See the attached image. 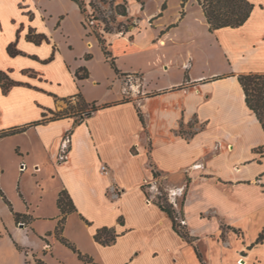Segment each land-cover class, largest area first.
Returning a JSON list of instances; mask_svg holds the SVG:
<instances>
[{
    "label": "crops",
    "instance_id": "1",
    "mask_svg": "<svg viewBox=\"0 0 264 264\" xmlns=\"http://www.w3.org/2000/svg\"><path fill=\"white\" fill-rule=\"evenodd\" d=\"M248 1L254 8L242 25L207 30L210 44L229 61L227 70L198 69L193 51L187 49L178 54L179 60L161 63L164 74L178 68V77L152 85L140 68L116 62L120 72L142 74L139 91L114 72L102 50L108 72L104 80L93 76V57L84 56L92 53L97 39L86 34L75 1L0 0V71L16 82L6 92L0 86V133L24 128L0 136V164L4 153L17 171L24 169L19 184L28 172L41 201L47 182L55 202L48 216L16 211L27 216L15 221L12 235L18 225L35 226L36 220L49 218L51 226L39 235L42 249L50 244L53 251L61 243L55 235L60 218L56 199L65 189L75 210L66 215L60 235L91 258L78 259L79 264H202L194 245L205 264H237L233 256L238 252L247 264H260L256 248L263 241L251 244L264 234V226L250 242H244L242 230V224L264 219V157L255 151L264 145V130L237 80L241 73H264V0ZM185 16L186 11L175 22L159 26L145 43L139 41V32L123 41L126 47L166 46L167 35ZM69 19L77 22L85 40L77 53L68 36ZM199 20L208 28L202 9ZM38 35L44 38L36 42ZM10 44L20 53L11 55ZM79 67H85L88 77H76ZM78 93L88 103L107 105L75 123L68 107ZM125 93L129 98L124 100ZM60 111L67 112L51 119ZM180 125L183 131L192 128V134L180 135ZM150 163L160 172L158 179ZM161 183L174 207L183 192L182 208L180 202L175 209L179 213L181 208L193 244L153 202ZM222 225L229 231L222 234ZM101 227L113 230V242L94 239ZM237 230L243 232L240 239ZM8 244L12 252L19 248L12 240Z\"/></svg>",
    "mask_w": 264,
    "mask_h": 264
},
{
    "label": "rangeland",
    "instance_id": "2",
    "mask_svg": "<svg viewBox=\"0 0 264 264\" xmlns=\"http://www.w3.org/2000/svg\"><path fill=\"white\" fill-rule=\"evenodd\" d=\"M85 5V12L83 13V20L87 26V32L90 33L89 38L94 36V31H102L105 25L112 28L111 32L104 33L110 50L113 52L114 57L117 56L116 62L125 68H140L147 78L154 83H163L166 79H175L180 74V70L172 66L163 72L161 63L163 59H168L170 62L179 60V53H185L187 49L193 51L195 58V67L204 70L223 72L228 69L229 61L223 54L216 51L210 44L212 36L208 33V28L200 24L199 15L201 8L196 0H187L184 5L186 11L185 18L180 24L173 28L167 35L166 46H160L155 43L152 47H126L124 38H132L138 32L139 41L145 43L149 38L155 34L157 28L166 25L169 22H175L180 17L181 0H83ZM166 2V8L162 11L163 15L156 17L161 10V5ZM125 4L127 7V15L121 16L116 13L118 4ZM67 31L69 40L74 45V52L77 53L83 49L84 39L80 35V30L76 21H70L67 24ZM124 37V38H123ZM201 51V52H198ZM93 57V58H92ZM101 48L98 44L94 45L91 53V68L93 76L104 80L108 67L101 59ZM88 58V59H90ZM84 59L85 56H84ZM166 65V64H165ZM167 75V76H165ZM128 87L135 86L136 89H142V74L137 72L131 73L122 77ZM103 87V86H101ZM101 87L99 90L101 91ZM125 93L124 98L128 97ZM185 134L193 132L192 128H187L183 131ZM0 188L10 202L11 207L0 196V264H79L77 255L67 246L57 243L54 250L48 247L50 244L42 249V239L39 235L41 231H46L51 226V220L39 219L36 220L37 225L27 224L26 226L18 227L15 230V236L12 235L10 230L15 226L14 212H27L29 215L48 216L55 211V202L51 187L45 183L47 188L43 192L42 201L39 198L38 191L35 190V184L32 176L28 172H23L19 184L20 171L10 163L9 157L4 153L2 156V163L0 164ZM48 186V187H47ZM162 187V183L159 184ZM163 189V188H162ZM26 194L25 198L23 192ZM148 192H150L147 189ZM169 200L168 193L163 190ZM163 192V193H164ZM157 195L159 192L156 193ZM154 194V195H156ZM152 195V196H154ZM183 192H181L176 199V209L182 199ZM170 201V200H169ZM29 209V210H28ZM264 226V219L252 221L250 223L242 224L244 232V242L253 241L258 230ZM222 234L229 231L225 225H222ZM13 232V231H12ZM236 238L243 237V232L240 230L235 231ZM14 236V237H12ZM15 242L18 246L23 247L19 250L16 248L12 252L9 247V241ZM16 244L15 247H16ZM264 244V240H263ZM24 245L28 246L24 248ZM229 246V244H227ZM255 246H260L257 244ZM28 248L27 250H25ZM257 255L260 264H264V245L257 247ZM246 253L248 251L244 250ZM36 253H40L39 255ZM243 254L238 252L233 256V260H239ZM238 262V261H237ZM254 262V261H253ZM250 264V263H249ZM254 264V263H253Z\"/></svg>",
    "mask_w": 264,
    "mask_h": 264
},
{
    "label": "trees",
    "instance_id": "3",
    "mask_svg": "<svg viewBox=\"0 0 264 264\" xmlns=\"http://www.w3.org/2000/svg\"><path fill=\"white\" fill-rule=\"evenodd\" d=\"M73 1L77 3L80 12L83 14L85 12L84 1L83 0H73ZM186 1L187 0H181L180 17H182L185 13L183 8ZM196 2L202 9L203 17L206 23L208 24L209 31H213L221 27H237L242 25L249 18L254 8V4L248 0H196ZM116 8H117L116 13L118 15L121 16L127 15V7L125 6L124 3L118 4ZM165 8H166V2H163V4L161 5V11L158 13L157 16H160L162 10H164ZM82 25L85 29H87L84 20L82 21ZM111 31L112 28L109 25H107V23L105 22L102 31H94V35L98 41V44L103 52L106 61L110 64L114 72L119 77L125 76L127 75V73L120 72V70L118 69L115 60L116 58L112 54V51L109 48L110 44H108L104 35V33L106 32L108 33ZM87 35H90V33L87 32ZM43 38H44L43 35H38L37 37L34 38V40L36 42H39ZM8 52L11 55L20 53L19 51L14 50L13 44H10L8 46ZM90 57L91 54L89 53L85 54L86 59ZM75 75L77 78L82 79L88 77V71L85 69V67H79L76 70ZM237 80L243 89L244 100L247 107L250 110H252V112L255 114L256 118L259 120L264 130V73H253V72L241 73L237 75ZM15 84L16 82L9 79L5 73L0 71V86L3 92H6L11 86ZM75 98H76L75 103L69 105L68 107V109L72 112V114L76 116L75 123H79L89 114H91L93 111L97 110L102 106L107 105V104L98 105L96 104V102L88 103L82 98L80 93L76 94ZM66 112L67 111H60L58 113H53L51 119L60 118ZM138 113L141 121H143L142 115L139 110ZM23 129L24 128L21 127L17 129H11L8 131H3L0 133V136L19 132ZM178 133L186 137L192 134V133L185 134L182 130L181 125L180 128L178 129ZM255 151L259 153L261 157H264V145L255 148ZM132 152H134L133 148H132ZM150 166L153 177L155 179H158L161 176L160 172L155 169L152 163H150ZM0 173H1V169H0ZM142 188L145 190V185H142ZM163 192L164 191L162 187H159V194L155 196L153 202L156 203L159 206V208L163 210L171 219L172 228L187 242L193 244L195 238L192 235H190L189 231L187 230L186 225L183 222L184 218L181 212L184 197L182 198L180 212L178 213L174 205L167 199L165 192L164 193ZM0 196L11 207L10 202L7 200L1 188H0ZM56 205L60 211V218L58 220V225L55 230V235L57 239L62 244L70 248L74 253H76L78 259L84 262H90L91 258L88 255L82 254L68 239L60 235L66 215L75 210V206L65 189L59 191L56 199ZM26 216H27L26 214L14 212V218L16 222L22 221V219H24ZM115 236L116 234H114L112 229L108 227H101L96 230L94 234V239L102 244H109L114 241ZM263 239H264V234L263 231H261L258 234L255 241L251 244V246L257 243H261ZM194 249L200 262L202 264H205L202 254L200 253L196 245H194Z\"/></svg>",
    "mask_w": 264,
    "mask_h": 264
},
{
    "label": "built area",
    "instance_id": "4",
    "mask_svg": "<svg viewBox=\"0 0 264 264\" xmlns=\"http://www.w3.org/2000/svg\"><path fill=\"white\" fill-rule=\"evenodd\" d=\"M68 139L67 137L64 138V142H66ZM62 157H65V154H66V148L65 146H62ZM101 170L106 173L107 172V167L105 165H101Z\"/></svg>",
    "mask_w": 264,
    "mask_h": 264
},
{
    "label": "bare ground",
    "instance_id": "5",
    "mask_svg": "<svg viewBox=\"0 0 264 264\" xmlns=\"http://www.w3.org/2000/svg\"><path fill=\"white\" fill-rule=\"evenodd\" d=\"M238 261V262H237ZM236 263L237 264H247V260L244 257H241L239 260H237Z\"/></svg>",
    "mask_w": 264,
    "mask_h": 264
}]
</instances>
